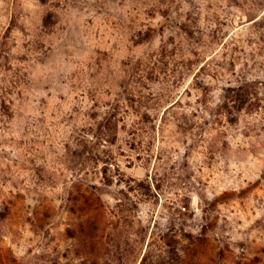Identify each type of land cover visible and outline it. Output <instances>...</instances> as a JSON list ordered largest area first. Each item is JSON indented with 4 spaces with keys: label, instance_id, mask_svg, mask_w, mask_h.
I'll return each instance as SVG.
<instances>
[{
    "label": "rangeland",
    "instance_id": "rangeland-1",
    "mask_svg": "<svg viewBox=\"0 0 264 264\" xmlns=\"http://www.w3.org/2000/svg\"><path fill=\"white\" fill-rule=\"evenodd\" d=\"M0 264H264V0H0Z\"/></svg>",
    "mask_w": 264,
    "mask_h": 264
}]
</instances>
